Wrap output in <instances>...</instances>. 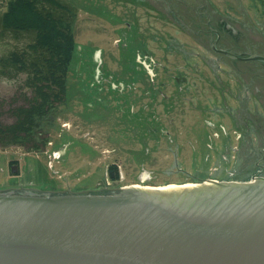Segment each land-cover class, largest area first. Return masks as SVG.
Here are the masks:
<instances>
[{
	"label": "rangeland",
	"instance_id": "374dc122",
	"mask_svg": "<svg viewBox=\"0 0 264 264\" xmlns=\"http://www.w3.org/2000/svg\"><path fill=\"white\" fill-rule=\"evenodd\" d=\"M9 1L0 0V17ZM59 1L70 8L74 38L67 96L32 128L46 137L38 150L0 146V189L79 192L246 181L257 169L264 173V90H255L262 86L247 90L241 64L240 72L224 66L173 20L181 3L195 12L191 2L200 0ZM207 7L250 39L256 40L252 30L264 36V0H207ZM30 39L0 26V60ZM24 78L0 72L3 108L21 102ZM142 168L152 172L150 182L137 181ZM109 170L121 177L110 178Z\"/></svg>",
	"mask_w": 264,
	"mask_h": 264
},
{
	"label": "water",
	"instance_id": "95a60500",
	"mask_svg": "<svg viewBox=\"0 0 264 264\" xmlns=\"http://www.w3.org/2000/svg\"><path fill=\"white\" fill-rule=\"evenodd\" d=\"M106 190L0 189V264H264V175Z\"/></svg>",
	"mask_w": 264,
	"mask_h": 264
},
{
	"label": "trees",
	"instance_id": "16d2710c",
	"mask_svg": "<svg viewBox=\"0 0 264 264\" xmlns=\"http://www.w3.org/2000/svg\"><path fill=\"white\" fill-rule=\"evenodd\" d=\"M70 13L59 0H10L0 17L2 31L31 36L26 49L11 51L0 60L2 74H25L21 102L3 108L0 100V116L12 117L11 122L0 119V146L17 145L29 151L45 142L46 137L32 128L67 96L66 76L75 53Z\"/></svg>",
	"mask_w": 264,
	"mask_h": 264
},
{
	"label": "flooded vegetation",
	"instance_id": "af4514ba",
	"mask_svg": "<svg viewBox=\"0 0 264 264\" xmlns=\"http://www.w3.org/2000/svg\"><path fill=\"white\" fill-rule=\"evenodd\" d=\"M144 1L146 3H150V0H144ZM200 1L201 2L199 4H197V2L196 3L191 2L192 5H196V6H192L193 8H195V12L193 11L191 12L189 10L186 11L183 10L184 8L183 5H185L183 3H181V6L177 7L178 10L177 8H175L173 10L174 13L171 12L172 15L179 14L177 18L173 19L175 20L174 21L175 24H177L182 31L186 32L188 35L192 36L195 40H197L198 44L201 45L205 50H212L214 54L215 53L218 54L219 57L223 59L224 66L226 65L232 70L240 72L238 67L239 64H241V67L243 68L241 69L242 76L249 75L250 81H248V77L245 78L242 77L243 79L241 81L242 84L243 82L247 83V85H245L247 90L248 88H251V86L254 85V82L262 86L261 88L258 89L254 88L255 90H259V89L264 90V62L258 60L235 59L224 53L217 51L219 49H226L240 56H247L253 53L264 54V36H262L256 30H252L254 31L253 35L257 34L256 40L250 39L246 32L245 33L242 32L243 30L241 28L237 29L234 27L235 24L231 18L223 14H218L217 11H211L207 7V0H200ZM189 9H191V7ZM202 13L205 14V16L201 18ZM240 24L242 25V23ZM259 35L262 38L258 37ZM214 44L216 48H214ZM233 62L238 63V65L236 66ZM151 76L155 77L153 73ZM255 95H256L255 97L256 100L261 102L259 96L262 97V94H258V95L255 94ZM110 174L113 175V177L110 178H114L117 175L114 170H109L108 175L110 176ZM261 174L264 173H262L261 170L257 169L252 175H261ZM117 177L120 178L121 177L120 174H118ZM136 178L138 182H140L139 180L140 178H145L146 182H150L153 179V174L148 169L142 168L140 169L138 176ZM18 188L37 189L36 187L24 186L23 184L18 185L16 189ZM108 190L110 189H107L106 191ZM42 191H51V190L44 189ZM53 191L57 192V190H53Z\"/></svg>",
	"mask_w": 264,
	"mask_h": 264
},
{
	"label": "built area",
	"instance_id": "2783aa9c",
	"mask_svg": "<svg viewBox=\"0 0 264 264\" xmlns=\"http://www.w3.org/2000/svg\"><path fill=\"white\" fill-rule=\"evenodd\" d=\"M139 180H140V182H141V181H146V179H145V178H140Z\"/></svg>",
	"mask_w": 264,
	"mask_h": 264
},
{
	"label": "bare ground",
	"instance_id": "6f19581e",
	"mask_svg": "<svg viewBox=\"0 0 264 264\" xmlns=\"http://www.w3.org/2000/svg\"><path fill=\"white\" fill-rule=\"evenodd\" d=\"M167 186H172V185H165V186H158V187H167Z\"/></svg>",
	"mask_w": 264,
	"mask_h": 264
}]
</instances>
